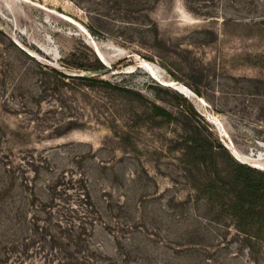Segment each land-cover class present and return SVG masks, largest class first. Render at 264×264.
Returning a JSON list of instances; mask_svg holds the SVG:
<instances>
[{
    "label": "rangeland",
    "instance_id": "1",
    "mask_svg": "<svg viewBox=\"0 0 264 264\" xmlns=\"http://www.w3.org/2000/svg\"><path fill=\"white\" fill-rule=\"evenodd\" d=\"M151 4L0 0V222L31 193L48 200L53 180L84 177L101 217L95 264H264V244L249 251L181 150L196 134L220 144L212 179L230 159L264 171V0ZM97 61L110 69L95 81L71 78ZM39 246L22 263L39 264Z\"/></svg>",
    "mask_w": 264,
    "mask_h": 264
},
{
    "label": "trees",
    "instance_id": "2",
    "mask_svg": "<svg viewBox=\"0 0 264 264\" xmlns=\"http://www.w3.org/2000/svg\"><path fill=\"white\" fill-rule=\"evenodd\" d=\"M112 1L117 6L130 5L140 8L135 11L136 13L150 11L149 8L152 7L151 0ZM135 20L137 27L147 31H150L152 27L154 33L158 34L156 24L148 23L150 22L148 15H141ZM256 25L264 26V17ZM97 64L93 68L82 65L83 67L79 66L78 69L86 71L104 68L98 61ZM71 78L84 83L95 81V79H83L77 76ZM254 89L257 90V88ZM121 91L130 94V91L125 89ZM255 92V96L264 98V93ZM195 93L200 96L199 91L195 90ZM152 108L154 115L168 122L174 119L165 109L155 105ZM220 148L223 149L220 144L196 134V137L184 140L181 150L184 157L193 158L192 164L197 173L195 179L197 190L205 197L209 205L217 207L221 214L230 220L232 228L243 237L251 252L253 247L264 244V171L252 169L244 163L230 159L232 170L229 174L223 175L217 172L216 179L207 177L203 172L205 158L210 155L216 167L217 163L212 155L216 149ZM33 166L34 164H32L31 172L39 175L40 171L37 169L39 166ZM73 178L68 180L64 178V181L56 182L53 180L46 187L47 194L51 195V192L55 191L56 198L50 195L48 198L46 195L48 200L38 201L34 193H31L33 194L30 196L31 199L24 198L12 208L9 205L8 217L0 222V264L11 263L13 259H18L19 264H24L22 256L35 244L40 245L37 249L42 251L38 253L43 258L39 264H95L98 262L96 258L99 257L91 251L88 241L101 217L87 188L85 178L77 180ZM23 186L21 183L20 187ZM69 192L73 195H69ZM70 199L68 207H64ZM64 209L65 213H63Z\"/></svg>",
    "mask_w": 264,
    "mask_h": 264
},
{
    "label": "water",
    "instance_id": "3",
    "mask_svg": "<svg viewBox=\"0 0 264 264\" xmlns=\"http://www.w3.org/2000/svg\"><path fill=\"white\" fill-rule=\"evenodd\" d=\"M110 69V67L108 65H106L105 68L103 69H98V70H86V71H83L82 74L80 75H76L77 77H81L83 79H92V78H96V77H99V76H102L104 75L108 70ZM246 165L249 166L248 163H244ZM250 167V166H249Z\"/></svg>",
    "mask_w": 264,
    "mask_h": 264
},
{
    "label": "bare ground",
    "instance_id": "4",
    "mask_svg": "<svg viewBox=\"0 0 264 264\" xmlns=\"http://www.w3.org/2000/svg\"><path fill=\"white\" fill-rule=\"evenodd\" d=\"M60 17V16H59ZM65 21H67V22H69L70 24H72V23H74V21L72 20V19H70V18H68V17H64L63 18ZM47 53V52H46ZM107 63V62H106ZM264 149V148H263ZM250 156H252V155H250ZM239 158V157H238ZM248 159V158H247ZM250 161V160H249ZM254 161H256V160H254ZM244 162V161H243ZM251 162H253V161H251ZM259 166V165H258Z\"/></svg>",
    "mask_w": 264,
    "mask_h": 264
}]
</instances>
